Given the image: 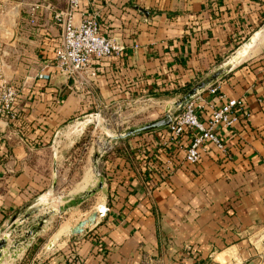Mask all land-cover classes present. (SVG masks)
Wrapping results in <instances>:
<instances>
[{
  "label": "crops",
  "instance_id": "1",
  "mask_svg": "<svg viewBox=\"0 0 264 264\" xmlns=\"http://www.w3.org/2000/svg\"><path fill=\"white\" fill-rule=\"evenodd\" d=\"M67 1L0 0L2 72L19 89L23 117L21 130L0 120V243L23 228L28 243L50 209L69 119L178 90L219 67L251 31L254 43L217 80L221 93L243 101L238 122L219 132L227 156L209 150L188 164V135L171 151L158 147V132L128 139L122 157L103 159L107 215L26 264H264V0H80L74 22L97 10L102 33L123 46L96 64L88 96L72 93L68 80L61 89L54 65L61 30L53 15ZM34 194L41 200L25 208ZM10 247L0 245V258Z\"/></svg>",
  "mask_w": 264,
  "mask_h": 264
},
{
  "label": "rangeland",
  "instance_id": "2",
  "mask_svg": "<svg viewBox=\"0 0 264 264\" xmlns=\"http://www.w3.org/2000/svg\"><path fill=\"white\" fill-rule=\"evenodd\" d=\"M263 30L264 26L259 31ZM253 33L250 31L247 34L246 41L252 37ZM212 70L213 67H209L204 73L196 76L188 88ZM165 92L168 91L155 92L158 96L141 95L129 105L119 108L93 110L91 114L96 113V122L87 126H84L82 122L89 117L84 118L83 114L69 119L61 135L62 141L56 145L61 149L59 151L61 153L55 155L53 169L55 184L58 183V185L54 186L50 196L52 205L44 212L41 222L35 221L36 224L30 227L35 234L28 243L25 240L30 235L23 231L26 228H23L21 232L15 230L9 233L6 244H10L11 247L9 252L0 258V264H26L39 253L46 254L54 248L63 246V243L70 238V229L79 221L86 219L93 211H98L97 205L100 202L102 207L99 211L104 209L103 204L107 205L109 200L104 189L102 190L99 186L105 182L103 159L111 160L116 154L122 153L121 149L125 147L128 149L126 144L128 139H119V135L158 120L166 113L172 114L179 111L174 104L187 91H179L172 97L166 96ZM87 177L89 182L85 184ZM39 196L34 194L32 199ZM69 196L74 200L65 204L63 201ZM11 250H16L13 257L9 256Z\"/></svg>",
  "mask_w": 264,
  "mask_h": 264
},
{
  "label": "built area",
  "instance_id": "3",
  "mask_svg": "<svg viewBox=\"0 0 264 264\" xmlns=\"http://www.w3.org/2000/svg\"><path fill=\"white\" fill-rule=\"evenodd\" d=\"M79 7L80 0H68L67 8L53 15L61 30L56 41L54 65L56 72L70 82L72 93L88 96L93 93L97 80L96 64L109 56L121 54L123 46L102 33L101 16L97 10L83 12L81 21L76 24L74 14ZM2 56L0 50V120L20 130L16 127L21 120L17 108L19 89L5 80ZM242 108L240 98L226 97L220 92L219 83L215 82L196 94L180 112L172 114L171 122L158 132L157 145L171 151L175 143L188 135L184 162L196 164L202 153L209 150L226 157L227 146L219 132L238 122ZM103 208L97 211V220L107 215L108 205L103 204Z\"/></svg>",
  "mask_w": 264,
  "mask_h": 264
},
{
  "label": "water",
  "instance_id": "4",
  "mask_svg": "<svg viewBox=\"0 0 264 264\" xmlns=\"http://www.w3.org/2000/svg\"><path fill=\"white\" fill-rule=\"evenodd\" d=\"M140 12L144 15H147L148 12L145 10H140ZM256 39V35H252L246 42H244L239 48H237L235 51H233L229 56H227L225 59H223L220 62V66L217 67L215 70H213L211 73H209L207 76H205L203 79L195 83L193 86H191L187 92L181 96L176 102L175 107L179 111H181L184 107V105L190 101L196 94L203 92L207 87L212 85L213 83L217 82V80L224 75H226L232 66L239 61V59L247 52V50L251 47V45L254 43ZM64 79L63 85L60 86L61 89L65 86L67 80L65 77L62 76ZM178 111V112H179ZM174 112V113H178ZM173 114V113H172ZM172 114L166 113L162 118L155 120L153 122L146 123L142 126L132 128L130 130H127L123 134L119 135V139H125L131 136H136L140 133L148 132L151 130L161 129L165 126H167L172 119ZM87 119H85L82 123H84V126H87L88 124L96 122L97 117L95 114L87 115ZM86 118V116L84 117ZM41 200V197H38L36 199L31 200L28 204L25 205V208H28L30 206L35 205V203L39 202ZM35 211L32 209L30 213L25 215V219L30 217L32 212ZM18 218V215L13 216L12 222H14ZM97 221V211H93L86 219L79 221L76 226L70 229V234H80L83 232L85 227L94 225ZM6 237L1 240L0 245L5 244Z\"/></svg>",
  "mask_w": 264,
  "mask_h": 264
},
{
  "label": "trees",
  "instance_id": "5",
  "mask_svg": "<svg viewBox=\"0 0 264 264\" xmlns=\"http://www.w3.org/2000/svg\"><path fill=\"white\" fill-rule=\"evenodd\" d=\"M261 23H263V22H261ZM245 40H246V37L244 36V37H241V36H238L237 37V39H236V41L234 42V48H237V47H240L244 42H245ZM191 85V83H187V84H185L184 86H182V88H180V89H178V90H171V91H168V92H165V94H166V96H168V97H172L175 93H177V92H179V91H187L189 88V86ZM151 95H153V96H158V93H152ZM20 121H22V119H23V117H22V115L20 116ZM16 126L21 130L22 128H23V125L22 124H20V122L18 123V124H16ZM160 131V129H156V130H151V131H148V132H144V133H140V134H138V135H136V136H131V137H128L127 139H131V138H134V137H137V136H143V135H145V134H148V133H151V132H159ZM187 136V135H186ZM158 138H159V135L157 136ZM125 149H126V147L125 148H123V149H121L120 151H122V153H118V154H116L115 155V157H122V155H124V151H125ZM144 152L145 153H148L149 151H147L146 149H144ZM146 156H148V157H152V155H153V153H151V154H145ZM104 160H106V158H104ZM103 179L105 180V182H109L110 181V176L108 175V172H105L104 174H103Z\"/></svg>",
  "mask_w": 264,
  "mask_h": 264
},
{
  "label": "bare ground",
  "instance_id": "6",
  "mask_svg": "<svg viewBox=\"0 0 264 264\" xmlns=\"http://www.w3.org/2000/svg\"><path fill=\"white\" fill-rule=\"evenodd\" d=\"M260 44V43H259ZM264 45V37H263V40H262V42H261V46H263ZM260 46V45H259ZM255 53V52H254ZM97 181V180H96ZM87 182H89V178L87 177L86 179H85V184L87 183ZM89 184V183H88ZM83 186V185H82ZM101 207H102V202H100L98 205H97V210H99V209H101Z\"/></svg>",
  "mask_w": 264,
  "mask_h": 264
}]
</instances>
